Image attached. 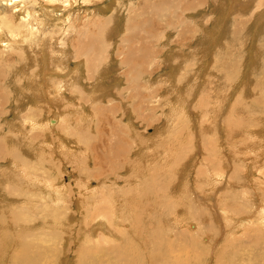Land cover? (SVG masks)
Listing matches in <instances>:
<instances>
[{"label": "rangeland", "instance_id": "obj_1", "mask_svg": "<svg viewBox=\"0 0 264 264\" xmlns=\"http://www.w3.org/2000/svg\"><path fill=\"white\" fill-rule=\"evenodd\" d=\"M61 1L57 0L56 2L61 3ZM168 1L171 2L172 6L174 0ZM222 1L198 0L196 6L200 8L199 11L189 15H184V12L180 10L175 13H172V10L167 11L164 17L160 18V24H158L159 22L156 25L151 24L152 28L156 27L155 37L167 34L166 30L168 32L163 42L154 44L158 39L155 37L151 38L149 34L145 33L144 24H149L152 21L143 22L147 18L143 17L147 9V1L144 0H70V5L66 4L63 7V4H61L57 11V16L55 10H52V19L47 16L48 14L43 9L44 6L52 9L51 4H49L51 0H0V22L5 20V22L3 21L0 24L4 30L3 32L6 31L4 34L7 33L10 36V31L15 24H17V27H14L16 29L21 28V30L28 32L32 30L33 34L36 32L37 36H41L46 43L45 47L49 48V58L53 64L55 63L56 50L67 43L72 48L63 49V53H70L73 49L76 53H79L80 50L78 59L82 56L85 58L87 52H89V55L100 48L102 50V47L105 48V50L101 51L104 59L102 62L104 64L109 62L111 66L106 67L105 71L108 72L109 69L111 71L109 70V77H104L106 82V84H103L106 87L104 93H106V90L111 91L112 87L122 89L124 81H128L127 75L132 76L133 70L138 72L140 79L137 86L133 89L136 93L135 96L131 97L133 99H129L126 96L128 92H125V94H122L123 99L127 100L125 103L127 105L123 104L124 108L116 97L112 99L113 101L111 100L112 102L108 103L111 106L119 103L123 110H126V107L134 109V112H131L134 124L138 122L139 117H144L148 113L147 118L149 120L146 118L143 127H139L137 131H134L135 134L139 135V138L152 137L163 131L164 137H167V140H171H168L171 143L170 145H172L174 140L173 146L176 143V145L180 144L183 147L182 154L178 155L181 165L178 170L173 171L179 181L176 182L177 185L175 187H169L158 198L154 192L155 188L164 184L170 178L171 173L166 172L168 174H164V176L156 174L143 176L142 174V176L135 178V181L128 182L130 186H132L131 182L134 183L133 190L135 191L134 194L129 195L126 190L128 185L124 189L123 178H125L126 173L129 174L126 162L128 158L134 157V153L126 157L121 156L123 154H119L117 159L120 164L114 161L110 163L108 162L109 160H105V165H103L102 163H97L93 156L88 154L87 149H80L76 142H71L73 137L68 146H61L58 150L64 151L62 152L63 155H60L62 158L58 156L59 153L56 151L57 146L63 145L58 140L59 133L63 137L66 134L70 135L69 132L81 135L79 133L83 132L85 126L83 124L86 121L84 122L79 114L81 111L83 113L84 111L87 112L89 105L93 106L94 103L86 104L85 109L75 106L76 109L74 107L72 112L70 110L67 111L68 103L65 102L67 104L65 106L62 100L68 97L67 92L69 89L63 92V96L58 95L59 98H62L57 99V105L54 103L51 105L49 100H55L57 94L54 95V92L51 91L47 95L46 91L48 90H46L47 87L44 85V80L47 76L44 75L43 71V74L38 71L30 75V78L34 79L33 82L35 81L32 88L27 86L26 80L21 82L20 86L14 87L10 78H5L6 76L4 77L2 76L3 74H0V91L2 93L0 100L4 99L5 102V106L1 108L3 113L0 116V127L4 128V132L10 129V123L8 122L15 119L14 114L17 111L14 102L20 98H27V103H23L20 100L19 108L27 110V113L34 112V115L32 114L33 117L28 119L30 121L22 120V123L26 121L23 124L26 125L25 129H27L23 136L25 143H28L31 147L34 146V150L36 149L35 154H33L35 155L33 156V159H35L34 168H32L31 162L27 159L26 163L32 170H26V172L24 171L25 173L22 172V175L24 174L22 181L25 184L19 190L21 193L20 200L15 202L9 198L4 201L7 205L5 208L3 206L4 209L0 211V223L7 228L5 231L0 230V264H33L32 261L25 260L27 251L30 254L41 251L42 258L45 257V261H41L42 263L45 262L44 264H81L82 248L85 250L86 245L93 242L96 237L101 239V237L106 235L101 227H96L98 229L94 227L93 229L92 226V231H90V224L87 221L92 220L87 217V211L92 208L97 212L104 206V202L112 204V207L110 210L108 208L104 209L105 218L101 221L105 222L108 218L112 220V225L120 231V234L117 235V241H121L123 237H127L131 241L135 264H138V259L141 264H220L216 258L217 251L222 254L221 264H264V207L262 205L259 206L257 202L259 198L256 200L251 198L249 200L242 195V190L252 191L249 187L252 184L249 183L248 186L244 172L252 169L256 162H264V137L260 138L261 143L257 149L248 152L244 156H237L238 145H234L231 142L226 129L228 125L227 118L230 116L229 104L239 94L242 98L244 97V100L251 101L255 99V104L260 107L250 112L245 130L241 134L243 135L242 137L251 141L252 139L249 140V135L252 134H247L250 131V127H252L250 133H253L255 130H260L262 125L264 126V119L262 121L264 109L261 108L264 107V30L261 29V26L264 25V18L256 19L255 11H258L257 8L259 6L254 0H242L244 2L227 0L224 5ZM233 3L237 4L235 8H233ZM105 5H110L111 9L104 11L102 8ZM218 8H221L222 17L217 13ZM134 12H139V16L136 15L134 19H129L127 23L126 20L129 14L133 15ZM117 14L121 15L120 22H118L119 25L114 29V21L109 18L110 26L107 30L108 19L106 16L114 15L116 17ZM7 19L8 22L6 23ZM255 20L256 23L254 22ZM41 21L45 23L40 24L39 22ZM140 23V26H134ZM7 24L10 27L9 29ZM28 24L34 27L30 28ZM81 24L86 26L83 34L87 33L86 36L88 37L83 36L84 41L77 34L78 29L82 26ZM157 25L159 26L157 27ZM206 25L208 26L206 27ZM90 26L96 29H94L95 32L91 31ZM115 31L116 33H114ZM102 32L104 37L99 35ZM136 33L149 36L151 43L150 38L145 39V36H141L139 40L135 39L129 42V37L131 36V39H134L133 36ZM106 35H108V41L105 45L104 38ZM85 38L90 42L86 43ZM171 38L175 41L173 42ZM168 40L171 42L170 44H168ZM93 41L96 44L92 43ZM88 43L93 44V46ZM140 43L142 45L148 43V46L153 44V47L149 50L151 51L150 57H143L140 64L123 65V60L126 57L123 53L126 52L127 45L129 44L133 47L135 44L137 46L133 48H139ZM0 48L3 52H0L2 56L11 54V48L7 49L6 47V50H3V42L0 43ZM260 48L261 50L259 51ZM37 52L40 54L39 47L33 46L31 48L32 55H27L31 58L33 56L36 58L38 64H35L39 68L44 63L41 62V56H38ZM107 52L110 53L107 54ZM75 57L76 55L73 53V55L69 56V59L72 61ZM111 59L114 61H111ZM95 61L99 65L98 54L95 56ZM147 61H150L149 65H145ZM170 63L177 68V76H186L185 81L178 82V85H182L184 88L182 96L184 94L185 99L183 101L174 95L175 90L178 92L179 90L172 83L170 85L169 82L162 80V76L168 72L166 70ZM3 64L10 65L11 60L6 59ZM76 68L77 62H74L67 69H64L68 73L67 78L71 77ZM87 71L89 72V70ZM15 73L20 74V71ZM47 78L49 79L46 81L49 82L47 86L52 85L55 87L57 83L55 80L57 81L58 78L54 76ZM116 78H119V80ZM117 83L120 86H117ZM161 86L163 87L162 89ZM83 87L85 97L90 98L88 95L91 93V84L86 82ZM25 92L27 96H24L23 93ZM34 92L37 94L36 101L35 96L33 98L32 95ZM147 92L149 95L146 99L147 102H142L144 104L139 103V100H136L138 95L142 97L141 94L144 95ZM238 92L240 93L238 94ZM110 93H108L109 95L106 93L108 98ZM41 95L43 100L40 98ZM106 95L105 97L107 98ZM219 95L220 97L217 98ZM46 96L47 100L45 99ZM30 100H34V102L32 101L29 104ZM159 100L162 101L163 105H161L164 106L162 111L158 109L152 110V106L160 104ZM174 101L180 102V105L176 106L177 111L173 109L175 106ZM108 103L101 104L107 107L104 104ZM138 104L139 106H135ZM135 107L142 111L141 115L138 114L140 111H137ZM202 107H207L206 116L201 114V111H203ZM117 110H119V106L115 107L114 115L117 118H114L113 122L119 124L116 119L124 118L123 115L120 117ZM3 114L5 116H2ZM21 114L24 115L23 113ZM47 116L49 117L47 118ZM180 116L184 124H180L177 121ZM21 117L24 118L23 116ZM255 117L261 121L256 122ZM89 118H91V115ZM92 119H94V116ZM210 119H213V121ZM250 119L254 121L256 126L252 125ZM32 120L37 122L33 125L35 126L34 128L29 125L32 124ZM169 120L175 122H173L174 127H172L173 131L170 134H168V130H171L169 128ZM238 122L241 123V120ZM128 123L130 124L131 122L127 121L126 118L125 121H121V126L125 131L127 129L124 124ZM210 123L211 127L209 126ZM138 124L140 126V122ZM178 125L182 128L180 127L179 129ZM47 126H49V129H46ZM71 128H73L72 131ZM57 130L60 131L58 132ZM208 130H210L209 133H207ZM263 133L264 127L260 130V134ZM175 134L178 135L176 140L173 138ZM90 135L95 136L93 140L97 143V134L91 131ZM187 135L189 138H187ZM127 137L131 138L133 149H136L139 154H143L140 164L144 168L148 154L154 151L153 147L150 144L147 146L139 145L132 133L127 134ZM251 137L256 138L257 136L252 135ZM49 138L56 145L55 153L52 152V147H50L52 144L50 142V145L46 144ZM111 142H114L113 139ZM74 145H77L78 149ZM45 146L49 149L44 148ZM131 149L132 146H130L129 150ZM65 151L68 153L64 154ZM261 152H263V158L259 159L257 156ZM27 153L29 155L28 147L26 146L24 156ZM167 154L170 153L168 152ZM161 156L165 158L166 154L161 152L158 159ZM96 158L98 159L97 156ZM143 158L145 159L143 160ZM5 163L7 162L0 164V170L7 165ZM114 163L115 165H113ZM201 163L206 164V166ZM238 163L240 164L239 166L237 165ZM162 165L161 167H163ZM198 168L203 171L198 173ZM219 168L220 170L217 172L216 169ZM102 169H104V173L100 174ZM10 170H13L12 167ZM23 170H25L24 166ZM261 170L264 172V168H261ZM206 171L210 175L209 184L211 187L208 188H204V184L200 183V180L203 181L200 175H203ZM92 175H95L96 178H92ZM196 175L199 179L195 178ZM261 176L263 178L262 174L252 176L253 178L257 177L255 186L258 185V180L263 183V180L259 179ZM86 179L90 183H87ZM98 179L100 181L97 183ZM26 180L31 182V184L27 185ZM2 184L6 185L7 182L2 181ZM112 186H114V190ZM115 186L117 189L116 194ZM188 189L195 192L189 195ZM223 189H225V193H223ZM87 192L94 198L89 206V203H85V205L83 203V198L88 196ZM168 194L181 197L182 204L180 208L178 206L171 207L173 210L167 211L162 206V204L171 203L170 200H165L169 197ZM207 194L217 196L216 200L214 202L205 200ZM261 197L264 198V194ZM247 199L250 204L248 201L245 202ZM212 200L213 198L211 197L210 201ZM216 207L225 210L229 216L226 217L222 214V210ZM17 214L20 215V220H15L14 216ZM109 214L110 217H108ZM97 218H94V220H97ZM241 218L244 220H239ZM110 220L106 221V223L111 226ZM223 220H226L225 223ZM90 223L92 222L90 221ZM257 226L260 227L261 231H250V229ZM99 239L97 238L95 241ZM29 243L32 245L29 246L30 251L25 249V246H28ZM100 245L105 246L104 243ZM169 245L168 252L166 250L164 253L163 248ZM36 247H38L37 251ZM122 254L126 256V260L121 256L122 259L120 258L119 264H124L127 260H130L127 251L122 252ZM256 257H261L262 259Z\"/></svg>", "mask_w": 264, "mask_h": 264}, {"label": "bare ground", "instance_id": "obj_2", "mask_svg": "<svg viewBox=\"0 0 264 264\" xmlns=\"http://www.w3.org/2000/svg\"><path fill=\"white\" fill-rule=\"evenodd\" d=\"M56 1L57 0H51V3H49V4H51L50 6L52 7V9L50 7H47V6H44V8H43L44 11L48 14L47 16H50L51 19H52V10H55V13H56V16H57V11L61 7V4H63V7H65L66 4H69V5L71 4L70 3V0H62L61 3H58ZM144 1H147V3H146L147 9L146 10L144 9L146 12L144 13V16L143 17H147V18H146V21L144 19L143 22H150V21H152L149 24L148 23L147 24H144L145 33L146 34H149V36H151V38L155 37V32H156V27L155 28H152L153 27L152 25H156L159 22L160 18H163L164 17V15H165V13L167 11L169 12V10H172V13H175L176 11L180 10L181 12H184V15L185 14L186 15H189V14H194V13L198 12L199 9H200L199 7L196 6V3L198 2V0H174L172 6L170 4L171 2H169L168 0H144ZM170 1H172V0H170ZM226 1L227 0H223L222 1L223 5L225 3H227ZM240 1H242V0H240ZM254 1H256L257 2L256 4H258V6H259L257 8L258 11H255L256 12V15H257L256 19L257 20H260L261 18L263 19L264 18V0H254ZM242 2H244V1H242ZM236 5L237 4H234L233 3V6H234L233 8H235ZM102 9L104 11L110 10L111 9V6L110 5H105ZM138 13H135L134 12L133 15L131 14L132 16L129 14V17L126 20L127 23L129 22V19L132 20V19L135 18L136 15L139 16ZM217 13L219 15H221V17H222L221 8H218ZM176 15H177V13H176ZM25 16H26V14H25ZM106 18L108 19L107 30H108V27L110 26V20H109V18H112L113 19V21H114V29H115L116 26L119 25L118 22H120L121 15L120 14H117L116 17H114V15H111V16H106ZM251 19H252V17H251ZM3 21L5 22V20H3ZM3 21H1V22H3ZM30 21H32V20H30ZM7 22H8V19L6 20V23ZM254 22L256 23V20ZM39 23L40 24L41 23L44 24L45 22L41 21ZM83 24H85V23H83ZM158 24H160V22ZM16 25L17 24H15L13 26V29L10 31V36H9V35H7V33L4 34L6 31L3 32L4 30L2 29V25L0 24V43L3 42V45H4V49L3 50L5 51L6 50V47H7V49H10L11 48V50H10L11 51V54L9 53L8 56H2L0 54V74H3L2 76H4V77L6 76L5 78H10L12 80V86H14V87L15 86H20L21 82H23V81L26 80L27 86H31V88H32V86L34 85V82H35V81L33 82L34 79L30 78V75H32V73H36V72L39 71V73L41 74L42 71H43L44 75H46L47 77H49V76L57 77L58 79H57V81L55 80V82H57L56 85H55V87H53L52 85L51 86L50 85L47 86L48 83H49V82H46L47 80H49L47 77L44 80L46 82V84L44 82V85H46V87H47L46 90H48V91H46L47 92V95L50 94L51 91L54 92V95L57 94L56 97H55V100H51V99L50 100L48 99V100H49V102H50L51 105L53 103L55 105H57L58 104V100L57 99L59 98L58 95L63 96V92L64 91L66 92L67 89H69L68 92H67L68 93V97H66L67 100L66 99H63L62 100V103H64L65 106H67V104H65V102L68 103V109H67V111L70 110L72 112V110L74 109L75 106H78L77 108H84L85 109L86 108V104L89 105V104H93L94 103L93 106L92 105H89V107L87 108V110H88L87 112H85L82 109L84 111V113L81 111L80 114H79L80 118L82 120H84V122L86 121L83 124V125H85L83 132L82 133H79L81 135L71 134V132H69L70 135L66 134V136L63 137L59 133L58 140L61 143H63V145L57 146V149H56L55 143L53 144V142H52V140L50 138H49V141H46L47 142L46 144H49V142H50V144H52V146H50V147H52V152L55 153V149H56V151H58L61 148V146H65V145L68 146L71 138L73 137L71 142H76L80 146V149H84V150L87 149L86 151L89 152L88 154H91V156H93V158L96 160L97 163H102L103 165H105L104 164V161L105 160H109L108 162H110V163H113V161L115 163H117L118 162L117 157H118L119 154H123L121 156H125L126 157L129 154L134 153V157L133 158H128V160L126 162V164L128 165V170L127 171L129 172V174L126 173L125 178H123V182H124L123 186H124V189L127 187L129 181H135V178H137L139 176H142V174H143V176L146 175V174H156L158 176H164V174L165 175L168 174L166 172H170L171 173L170 174V178L167 179V181L164 184H161V185H159V186H157L155 188L154 192H155L156 196L158 198H160L162 196V193L166 192L169 187H175L177 185L176 182H179V181L177 180V177L173 174V171L174 170H178V167L181 165L178 155L182 152L183 147H181L180 144H177L176 145V143L173 146V141L174 140L172 141V145H170L171 143L168 142L169 139L167 140V137H164L165 135H164V132L163 131L155 134L154 135L155 138H154V136H152V137H146V138H139V135L138 134H135L134 131L135 130L137 131L139 129V127H143V124L146 122L145 120L148 117V113H147L146 116L139 117L138 118L137 121L140 122V126H139L138 122H136V124H134L133 115L131 113V112H134V109H130V108L126 107L125 108L126 110H123V108L127 105V104L125 105V103H126L127 100L126 99H123L122 94H125V92H128V95H126V96L129 99H131L132 96H135L136 93H135V90H133V89L137 86V84L139 82V79H140L139 78V75H138V72H136V71L133 70V73H132L133 75L132 76L131 75H127L128 76V81H126V80L124 81V85H122V87L123 86L124 87L122 89L121 88H117L116 89L115 87L113 88L111 86L112 87L111 91L106 90L107 95H109L108 93L111 92L110 93V96L108 98V96L106 95V93H104L106 87L103 84H106V82L104 80V77H109V73L111 71L109 69L110 71L108 70V72H106L105 71V68L106 67H110L111 64H109V62H107L106 64H104V62H102V60L104 61V59L102 57L101 51L102 50H105V48L102 47V50H100L101 49L100 48V49L96 50V52L90 53L89 55H88L89 52H87V54H85L86 55L85 58L82 56L81 58L78 59V57L80 55L79 54L80 53V50H79V53H76V51L74 49L70 53H68V52H66L65 54L63 53V49H67L68 47H71L69 45V43H67L65 45H62V47H60V48H58L56 50V54L54 56L55 63L53 64V62L49 58V56H50L49 48L47 46L45 47V44L46 43L41 38V36H37V33L36 32L33 34L32 30H30L28 32V31L21 30V28H19V29L17 28L16 29V28H14V27H17ZM140 25H141V23L140 24H135L134 26L137 27V26H140ZM216 25H218V23H216ZM22 26L24 27V25H22ZM22 26H19V27H22ZM103 26H104V24H103ZM158 26L159 25H157V27ZM207 26L208 25H206V27ZM31 27L32 26H30V28ZM85 27H86L85 25H82L78 29V31H77V34H79V37L81 39H83V41H84L83 36L85 37L87 35V33L85 35L83 34V33H85L84 30H86ZM7 28L8 29L10 28V27H8V24H7ZM90 28L92 29L91 30L92 32H95L96 29L93 26H90ZM132 28H133V26H132ZM1 29H2V32L3 33L1 32ZM158 29H159V31H161L160 28H158ZM204 29H205V27H204ZM261 29L264 30V25L261 26ZM162 30H163V26H162ZM164 30H165V28H164ZM165 32L168 34L167 30ZM97 33H95V34L97 35ZM114 33H116V31ZM107 34H108V32H107ZM163 34H165V33H163ZM167 34H165V35H167ZM99 35H101V37H104L103 32L101 34H99ZM165 35H161V36L155 37L158 40H156V42L154 44H158L159 42L160 43L163 42L164 41L163 39L165 38ZM141 36H145V35L144 34L141 35L139 33H136L133 36L134 39H131L132 38L131 36L129 37L130 38L129 39V42L131 40H135V39H138L139 40V39H141ZM146 37L147 36H145L144 38L145 39H149L150 38V37L149 38L148 37L146 38ZM127 38H128V36H127ZM151 38H150V43H151ZM101 40H102V38H101ZM88 41L85 38V42L87 43ZM107 41H108V35H106L105 38H104V44L105 45L107 44ZM127 41H128V39H127ZM172 41H173V39H172ZM75 43H77V42H75ZM92 43H95V42L93 41ZM170 43L171 42H169V40H168V44H170ZM132 44H133V41H132ZM147 44H144V45L141 44L142 46L140 45L139 48L137 47L138 49L137 48H133L134 46H137V45L134 44V46L132 47V45H129L128 44L127 45L128 47L126 49V52L123 53V54L126 55V57L123 60L124 61L123 62V65H127V64L133 65L134 63L140 64V62L142 61V58L143 57H145V56L150 57L151 51H149V50H150L151 47H153V44L150 45V46H148ZM72 45H74V44H72ZM89 45H92L93 46V44H91V43ZM105 45H102V46H105ZM33 46L39 47L40 54L38 52H37V54H38V56L39 55L41 56L40 60H41V62L44 63L45 66L43 65L42 67L37 68L36 67V64H38V62H36V58L34 56H33V58H31L29 55H27V54L32 55L31 54V48ZM82 47H83V45H82ZM121 48H122V46H121ZM83 49H84V47H83ZM260 50H261V48L259 49V51ZM0 52H2V51L0 50ZM73 53L76 55V57L72 61L77 62V68L74 71V73L71 75V77H68L67 78L68 73L65 72L64 69H67V67L71 63H74V62H72L69 59V56L70 55H73ZM109 53L107 52V54H109ZM96 54H98V57H99V65H97V62L95 61ZM26 55H27V57H26ZM6 59H10L11 60V64L10 65H4L3 64V61L6 60ZM120 60H122V59H120ZM111 61H114V60L111 59ZM41 62H40V64H41ZM86 63H87V65H86ZM149 63H150V61H147L145 63V65H149ZM176 69L177 68L174 66V64L172 65L170 63L168 65V69L166 70L168 72L162 76V80L169 82L170 85L172 83V85H174V87H176L179 90V92L175 90V92H174L175 97L180 98L183 101L185 99L184 94L182 96V92L184 91V88L182 87V85H178V82L185 81L186 76L185 75L177 76ZM87 70H89V72ZM16 71H20V74L15 73ZM94 75H96V76L94 77ZM117 76H120V75H117ZM0 78H1V75H0ZM51 78H53V77H51ZM116 79L119 80V78H116ZM116 79H115V81L118 82ZM42 82H43V80H42ZM86 82H88V83L91 84V89H90L91 90V93H90V95H88L90 98L85 97V93H84L85 90H84L83 85H85ZM186 85H188V84L186 83ZM117 86H120V84L117 83ZM109 87H110V85H109ZM162 88L163 87L161 86V89ZM51 89H53V90H51ZM239 93L240 92H238V94ZM23 94H24V96H27L26 95V92L23 93ZM32 95H33V98L35 96V101H36L37 100V94L34 92V93H32ZM105 95L107 96V98L105 97ZM141 96L142 97H139V95H138V97H137L136 100L137 101L139 100V103L147 102L146 99L149 96L148 95V92L146 94H144V95L141 94ZM243 96H244V94H243ZM115 97L118 98V100L120 101L122 107H123V104L125 105L123 108L120 106L119 103L118 104L114 103L116 105H112V106L108 103L112 99H114ZM219 97H220V95L217 98H219ZM0 98H2L1 91H0ZM40 98H42V95H41ZM61 98H59V99H61ZM45 99L47 100V96L45 97ZM20 100L23 103H27L28 102L27 98H20V99H17L14 102L15 105H16V107H17V111L16 112L14 111L15 112V114H14L15 115V119L8 122V123H10V127H9L10 129H8L7 131L4 132V128L3 127H0V164H2L3 162H7V163H5L7 165L4 166V168H2L0 170V211H2V209L5 208V206L7 204H5L4 201L8 200L9 198L10 199H13L15 202H18L20 200L21 193H20L19 190H21V188L23 187V184H25V182L23 183V181H22V176L24 175V174L22 175V172L25 173L26 170L29 171L31 169V167L27 165L26 160L29 159V161L31 162L32 168H34V165H35V159H33L34 158L33 156H35V155H33V154H35V150L36 149L34 150V148H33L34 146L31 147V145H29L28 143H25V141H24L25 139H24V136H23L24 133L27 130V129H25L26 128L25 127L26 125H24L23 123H25L28 119H31V117H33L32 114L34 115V112L27 113L28 112L27 110L25 111L23 108L20 109L19 108V104L21 102ZM42 100H43V98H42ZM32 101L34 102V100H30L29 101V104H31ZM158 102L160 104H158L156 106H152L151 107L152 110L158 109V110L162 111V108H164V106H162L163 105L162 104V101L159 100ZM255 102H256L255 99L254 100H251V101L250 100H247V99L244 100V97L242 98V96L239 94V96H237V98L233 102H231L229 104V113H230V116L227 118L228 125H227L226 129L228 131L227 132V135H228L229 139L231 140V142L234 145H238V149L236 150V155L237 156H244L248 152H251V151H254L255 149H257L258 146L261 143L260 142V138L264 137V133L263 134H260L261 128L264 127L262 124H261L262 126H261L260 130H255L253 133L252 132L250 133V131H252L251 130L252 127H250V131H248L247 134L249 133V134H252V135L257 136L255 138V137H251L252 135H249L248 134L249 137H250L249 140L252 139L251 141H248L247 138H244V137H242L243 135H241L242 132L245 130V126L247 124V121H248V117H249L250 112L252 110H256V109L260 108L259 106H257L255 104ZM4 103H5L4 102V99L0 100V116L3 113V110H1V108L5 106ZM101 103H108L109 105L108 104H104V105L107 106V107H104ZM142 104H144V103H142ZM23 105H25V104H23ZM41 105H39V106H41ZM43 105H45V104H43ZM174 105L175 106H174L173 109H175L177 111V107L176 106H179L180 105V102L174 101ZM118 106H119V110H117V111L119 112L120 117L123 115V118H124V119H116L119 124H117L116 122H113L114 121V118H117V117H115L114 114H115V107H118ZM135 106H139V104L138 105H135ZM135 108H137L136 109L137 111H140V112H138V114L141 115L142 111L140 109H138V107H135ZM261 108L264 109V107H261ZM75 109H76V107H75ZM206 109H207V107L206 108H203V111H201V114L204 115V116H206V114H207L206 113L207 112ZM19 112L23 113L24 115H22ZM173 113H175V112H173ZM55 114H56V112H55ZM194 114H196V113H194ZM6 115H8V114H6ZM28 115H30V116L28 117ZM90 115H91V118H89ZM2 116H5V114H3ZM21 116H23L24 118H22ZM93 116H94V119H92ZM134 116H135V114H134ZM181 116H180V118L178 117V119L180 121L179 120H177V121L180 122V124H184ZM48 117L49 116H47V118ZM87 118L90 119V120H88ZM125 118L127 119V121L131 122L130 124L129 123L128 124H124L126 126V129H127L126 131L121 126V121L122 122L125 121ZM147 119L149 120V118H147ZM254 119H255L256 122H259V120H260V119L258 120L256 117ZM263 119L264 118H262V121H263ZM22 120H26V121H24L22 123ZM93 120H95V121L93 122ZM210 120L213 121V119H210ZM239 120H241V123L242 124L240 122H238ZM28 121H30V120H28ZM31 122H32V124H29V125L32 126V128H34L35 126H33V125H35L37 122L36 121H33V120ZM173 122H171L169 120V123H170V127L169 128L171 130H168L169 131L168 134H170L173 131V129H172V127H174L173 126ZM250 122L252 123V125L256 126L253 120L250 119ZM211 123L209 124L210 127H211ZM179 125H178V127H179ZM133 127H135V128H133ZM178 127H177V130H178ZM180 127H179V129H180ZM46 129H49V126H47ZM72 129L73 128H71V131H72ZM32 131H34V130H32ZM91 131H93V132H95L97 134V138H96L98 140L97 143L94 142V140H93L95 138V136L93 137L92 135H90V132ZM209 132H210V130L207 131V133H209ZM130 133H132L135 136V138H136L137 142L139 143V145L147 146L148 144H150L153 147V149H154V151H151L148 154L147 159L145 160L146 161V164L144 165V168L140 164V162L142 161L143 154H141V153L139 154L136 149H133L132 140H131L130 137H127V134H130ZM178 133H180V132H178ZM51 134H52V132H51ZM48 136H49V133H48ZM176 137H178L177 134H175L173 136V138L175 140H176ZM170 138H171V136H170ZM187 138H189L188 135H187ZM112 139H113L114 142H111ZM169 141H171V140H169ZM32 142H34V141H32ZM178 143H179V141H178ZM33 145H34V143H33ZM26 146L28 147L29 155L27 153V155L24 156V149L26 148ZM130 146H132V149L131 150H129ZM240 146H242V147H240ZM74 147H77V145L76 146L74 145ZM44 148L47 149L46 146ZM76 149H78V147ZM62 152H64V151L63 150L58 151V153H59L58 156L59 157H61L60 155H63ZM161 152H164V154H166V157L163 158V156H161L158 159V157L161 154ZM168 152L170 154H167ZM67 153L68 152L65 151L64 154H67ZM96 156L98 157V159L96 158ZM227 157L228 158H231L229 156H227ZM257 157H259V159H262L263 158V152H261ZM144 159L145 158H143V160ZM161 159H163L162 160L163 161V165H162ZM251 160H253V159H251ZM115 163L113 165H115ZM117 164H120V163L118 162ZM201 164H203V166H206V164H204V163H201ZM161 165L163 167H161ZM221 165H222V163L220 164V167H221ZM237 165L239 166L240 164L238 163ZM245 165H246V163H245ZM23 166H24L25 170H23ZM11 167L13 169L12 171L10 170ZM158 167H160V168H158ZM261 168H264V162H256V164L252 167V169L247 170V171L244 172V176H245L246 183L248 184V186H249V183L252 184L251 186H249L252 189V191L248 192V191H245L246 189L245 190H242V195H243L244 198L247 197L249 200L251 198H254L255 200L257 198H259V199H257L258 200L257 202H258L259 206L262 205L264 207V198L261 197V195L264 194V172L261 170ZM219 170H220V168L219 169H216L217 172H219ZM202 171L203 170L201 168H198V173L199 172H202ZM102 173H104V169L101 170V173L100 174H102ZM27 174H28V172H27ZM255 174L257 176L259 174H262L263 175V178H262V176H261V178H259V179H262L263 180L262 181L263 183H261L260 180H258L259 183H258L257 186H255L256 180H257L256 178L257 177H254L255 179L252 177V176H255ZM232 177H234V176L232 175ZM92 178H96V176L95 175H92ZM195 178L196 179H199L197 177V175L195 176ZM200 178H203V181L200 180V183L201 184H204V188L211 187V185L209 184L210 183V175H209L208 171H206L203 175H200ZM27 180H29V179H27ZM27 180H26V184L27 185H30L31 184V182H29L30 180L29 181H27ZM2 181L7 182V184L6 185H3L2 184ZM99 181L100 180L98 179L97 180V183ZM87 183H90V182L88 181ZM61 185L62 186H65L63 184H61ZM131 185L132 186L128 185V187L126 189L129 195H132V194L135 193V191L133 190L134 183L131 182ZM113 187L114 186H112V189L114 190ZM116 191H117V189H116V186H115V194H116ZM80 192H82V191H80ZM194 192L195 191H191V190L188 189V194L189 195H192ZM223 193H225V189H223ZM86 194H88V196L85 197V198H83V203H84V205H85V203H89L88 204V206H89L90 203L93 201L94 198L91 196L90 193L87 192ZM168 196L169 197H167L165 200H170L171 203H169L167 205H163L162 204V206L167 211L168 210L169 211L170 210L172 211L173 209L171 207H176V206H178L179 208L181 207L180 205L182 203H181V197L180 196H178V195H171V194H168ZM211 197L213 198L212 201H210V198ZM206 198H205V200H208L209 202H214V200H216L217 196H214V195L211 196V195L207 194V197ZM21 199H23V198H21ZM248 199L245 200V202H247ZM165 200H163V201H165ZM95 202H96V200H95ZM249 204H250V202H249ZM103 205L104 206H102L97 212L95 210H93L92 208H90L87 211V214H88L87 217L89 219H92V220H87V221L90 224V229H89L90 231H92V228H91L92 226H93V229H94V227L95 228L96 227H101L102 230L104 229L103 231H105V234L106 235L103 236V237H101V239H99V237H96L94 239V241L91 242V243H94V244H91V243L89 244L88 243V245H86L85 250L82 248L81 264H119V261H120L121 256H123L124 259L126 257V256H124V254H122V252H125V251H127V253L129 254L130 260H127V262L124 263V264H135L134 259H133L134 250H133V246H132L131 241L127 237H123V239L121 241H117V235L120 234V231L114 225H112V220H110V218H108V220L111 221V226L106 223V221H108V220H105V222H102L101 221V220H103L105 218L104 213H103L104 209L105 208H108L110 210V208L112 207V204H109L108 202L107 203L104 202ZM3 206H4V208H3ZM216 208L222 210V214H224L226 217L229 216L226 213L225 210H223V209H221L219 207H216ZM19 214H21V213H19ZM14 217H15V220H20V215L17 214ZM96 217H98L97 220H94V218H96ZM108 217H110V214L108 215ZM223 219H224V217H223ZM239 220L242 221L244 219L241 218ZM90 221L92 223H90ZM225 221L226 220H223L224 223H225ZM91 224H93V225H91ZM5 229H7L6 226H4L3 224L0 223V230L1 231H5ZM96 229H98V228H96ZM251 230L252 231H255V232L261 231L259 226L250 229V231ZM97 232H98V230H97ZM180 237L182 239V235ZM97 238L99 240L95 241ZM101 243H104L105 246H101L100 245ZM29 246H32V245H30V243H29L28 246H25V249L30 251V247ZM169 247H170V245L167 246V247H165V248H163V252L166 251V250L168 252ZM37 248L38 247H36V251H37ZM144 253L147 254L145 251H144ZM221 255H222L221 252H219V251L216 252V258L218 259V261L220 262V264H221V257H222ZM256 258H259V257H256ZM25 260L32 261L33 264H44L45 263V262L44 263L41 262V261H45V257L42 258L41 251L38 252V253H35L34 252L33 254H30L27 251L26 252V255H25ZM138 264H141L140 261H139V259H138Z\"/></svg>", "mask_w": 264, "mask_h": 264}]
</instances>
